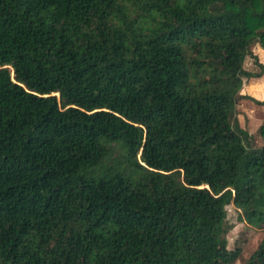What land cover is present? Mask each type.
<instances>
[{"label":"trees","instance_id":"trees-1","mask_svg":"<svg viewBox=\"0 0 264 264\" xmlns=\"http://www.w3.org/2000/svg\"><path fill=\"white\" fill-rule=\"evenodd\" d=\"M253 41L264 0H0V264L234 261L226 206L264 227V121L260 146L234 124ZM115 140L137 178L95 172Z\"/></svg>","mask_w":264,"mask_h":264},{"label":"rangeland","instance_id":"rangeland-1","mask_svg":"<svg viewBox=\"0 0 264 264\" xmlns=\"http://www.w3.org/2000/svg\"><path fill=\"white\" fill-rule=\"evenodd\" d=\"M259 48L256 41L249 45V50L256 55L257 62L264 66V51H259ZM242 68L245 73L241 77L242 84L235 96V130L247 135L252 146H260L263 143L257 128L264 121V69L254 62L251 55L245 56ZM105 148L104 155L94 168L95 172L102 166L119 167L132 178H137L139 170L131 165L130 160L135 159L139 164L144 165L140 152L131 158L120 140L107 142ZM225 226L227 248H239L238 257L229 264H246L247 259L264 239V227L249 226L243 220L240 210L232 204L226 206Z\"/></svg>","mask_w":264,"mask_h":264},{"label":"crops","instance_id":"crops-1","mask_svg":"<svg viewBox=\"0 0 264 264\" xmlns=\"http://www.w3.org/2000/svg\"><path fill=\"white\" fill-rule=\"evenodd\" d=\"M259 51H264V49H262V48L260 49V48H259ZM261 123H262V122H261Z\"/></svg>","mask_w":264,"mask_h":264}]
</instances>
